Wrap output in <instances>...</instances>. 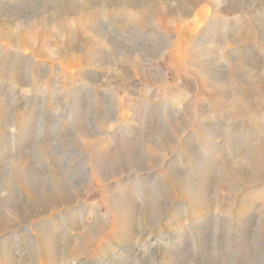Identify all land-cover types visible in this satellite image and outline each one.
Here are the masks:
<instances>
[{
  "label": "rangeland",
  "instance_id": "rangeland-1",
  "mask_svg": "<svg viewBox=\"0 0 264 264\" xmlns=\"http://www.w3.org/2000/svg\"><path fill=\"white\" fill-rule=\"evenodd\" d=\"M20 4L0 0V94L14 105L8 122L0 116V264H264V0H32L23 17L30 19L28 24L17 18ZM168 4L189 11L183 16L186 22L194 11L203 15L204 5L210 17L220 16L218 45L209 44L212 38L207 37L202 44L203 53L216 51L237 95L220 115L210 99L197 94L204 81L168 63L172 46L157 61L165 80H151L148 88L129 65L105 58L107 42L96 62L79 60L93 34L71 19L82 20L96 10L101 25L95 31L105 33L110 44L118 41L132 51L146 44L151 50L166 35L151 34L152 28H143L125 12L124 21L111 17L120 7L130 12ZM48 6L58 10L53 17H59L60 31L44 21ZM43 24L46 32L36 28ZM28 25L36 30L33 42L22 43ZM183 26L176 29L181 36L169 37L189 50L199 27L189 36ZM222 41L224 53L219 51ZM196 99L205 106L211 144H205L207 134L197 127L196 116L204 111L197 109ZM118 104L113 114L112 106ZM170 121L178 131H172ZM181 121L186 128H179ZM89 139L94 143L90 148L83 145ZM82 147L90 155L100 150L112 159L108 182L95 178L77 198L68 189L71 204H62L50 187V172L55 167L72 187L84 182L88 170ZM153 152L162 155L159 168L153 166ZM19 160L38 172L31 173L35 197L9 183ZM40 177L43 183L36 188ZM107 186L132 196L136 209L130 221L114 214L110 221L100 218L91 206L98 207L99 215L107 211ZM43 229L59 233L54 247Z\"/></svg>",
  "mask_w": 264,
  "mask_h": 264
},
{
  "label": "bare ground",
  "instance_id": "bare-ground-1",
  "mask_svg": "<svg viewBox=\"0 0 264 264\" xmlns=\"http://www.w3.org/2000/svg\"><path fill=\"white\" fill-rule=\"evenodd\" d=\"M31 3H32V0H21V4L19 6V9L16 10V13L18 12L17 18L19 20H23L24 19L23 17L28 16V13H29L28 8L31 6ZM201 9L203 10L202 12H205L203 15H201L200 13H197L196 11L193 10L194 12H192L193 13L192 17L187 22L183 16L188 14L189 11L183 12V10L181 8L178 10H175V8L172 7V4H168V5H165L164 7H158V8H152V7L151 8H145V9L139 8L136 10H132L130 12L124 11L125 9L123 7H120L119 9H117L118 11H116L117 12L116 15L115 16L113 15L114 19L111 17V19L113 21H115V19H117V18H119L120 21L126 20V18H125L126 15H124V12H125V14L130 15L129 18H131L132 20H134L137 23H139L140 25H142L143 28H146V29L149 27L152 28L153 32L151 34L158 33V36L166 35L165 41L162 44H158V46L156 48H152L151 50H149V49L145 48L146 44L145 45L142 44L141 48H143V49L141 51H139V50L132 51V49H130L129 47H127L126 45H124L123 43H120L118 41H112V44H110L111 42H109L110 40L105 33H100L98 31H95L97 25H99V23H100V21L98 19L99 14H98V12H96V10H94L93 13L89 12L88 14H85L82 20H77L76 18H73V19H71V22H73V24H75L77 22H81L84 25L86 24V26H88L89 31L93 34V36L90 37V39L88 38V40L85 42L86 45L84 47V51L81 52L82 54L79 57V60L83 59V60L87 61L89 58H91V60L93 62H96L95 61L96 59H98L99 57L102 58V56H103V47H101V45H103V43L107 42L109 45V49L105 54V58H107L108 61H111V62H113V64H117L120 67L124 66V65H129L128 70L133 73V76L135 78L141 79L144 82L145 87L148 88L147 84L151 83V80L154 83H157V81H160V80H165L166 74L163 71H161V69H159V67H158L159 65H157V61L160 60V58L168 52L167 51L168 47L172 46L173 49L170 52V55H169L170 58L168 59V63L172 64L174 62L173 68L175 71H180L184 68L186 70L187 74L194 76V77H196V76L200 77L201 80L204 81V84H203L202 88H200V87L197 88V90H196L197 94H199V96H201V98H203V99L204 98L210 99V101L213 103L212 108L215 109L216 112H218V115H220L222 109L225 108V105L229 104L230 107L233 106L232 102L236 100L237 95H236V92L232 88H230L227 84V80L223 74L222 68L217 63L216 51L212 52V51H209L206 49L205 52L203 53L204 46H202V44H203L204 38H206V37H207V39L212 38L211 42H208V43L212 44L214 46H216V44L218 45L219 38L216 37L215 32H216V30L218 32L220 31V22L221 21H220V16H218L217 18L216 17H210L208 15L209 10L206 9L205 5L202 6ZM12 10L14 11L13 7H11V9L9 8V10H8L9 14H11ZM44 13L49 15L47 20H46V18H44V21L48 22V24L47 23H45V24L53 26V30H55V31H60L61 29H63L62 23L59 22V17L58 16L53 17L54 14L58 13V10H56L55 7L48 6L47 9L44 10ZM18 19H16V20H18ZM105 19L107 20L108 18L105 17L104 20ZM29 21H30V19L23 20L22 22L24 24H28ZM107 21H105V22H107ZM68 23L70 24V22H68ZM34 24H35V26H38L39 20L37 19ZM45 24H43V26H44L43 28L36 27V28H38L37 30L42 29V30H44L43 32H46L47 27ZM147 24L149 26H146ZM100 25H101V23H100ZM221 25L227 26V24H225V23L224 24L222 23ZM179 26H183L184 30L186 32H188L189 36L192 35L194 27H196V26L199 27V30L197 32L198 33L197 40L190 46L189 50H186V45L182 46V41H179V42L176 41L175 42V41L170 40L169 36H171V35L175 36L176 38L181 36L180 31L176 30ZM27 28H28V30L26 31V34H23L19 38L20 39L19 41L22 43H27V41L33 42L32 36L36 33V30H34V31L31 30V28H33V25L25 26V29H27ZM118 30H120V29L117 28V31ZM115 33L117 34L116 31H115ZM164 33H166V34H164ZM209 33H211L210 36L208 35ZM3 35L4 34L0 33V38L3 37ZM117 35L120 37H123V35H121V34H117ZM142 36H143V33L140 34V37H142ZM150 38H151V41H154L153 35H151ZM207 39H206V41H207ZM238 39H240V37H236V40H238ZM0 44L3 45V42L0 41ZM40 47H43V43L40 44ZM200 48H201V50H199ZM39 49H41V48H39ZM223 50L226 51L225 41H222L220 43L219 51H221V53H224ZM200 52H201V54L199 56H196V54L200 53ZM167 54H169V53H167ZM197 57H200V59L198 60V64L196 62ZM153 61L155 63H152ZM213 69L217 73H215L213 71ZM44 72H42V74H41L42 79L45 78L47 71H46V73H44ZM120 73H121L122 78H125L127 76L126 73H124V69H122L120 71ZM47 74H49V73H47ZM14 75H16V70H14ZM217 77H219V78H217ZM57 80H59V79H57ZM56 83L57 82L55 81L53 84L56 85ZM58 87H55V89H59ZM168 92H169L170 98L175 97L174 91L168 90ZM127 93H129V91ZM13 95L14 94H12V98H13ZM10 100H11V98H10ZM196 102H197V109L200 111L201 110L204 111L200 115L196 116L197 117L196 124L198 123L197 127L201 132H205L207 134L206 137L203 138L205 144H211V142H212L211 141L212 140L211 135L213 132L211 131L212 128L210 126L206 125V122L208 121V117H207L205 106L202 102L199 103L197 99H196ZM0 103H2L1 108H0L1 109L0 110V116L3 119L2 122H8L9 121L10 108H12V112H13L14 105L12 104L13 106L10 107L9 103L6 102L5 95L3 98L1 96V94H0ZM10 103H12V102H10ZM171 105H172V107H175V103H171ZM16 107H17V105H16ZM115 107H119V104L112 106L113 114H115V112H116ZM15 114L16 113H14V115ZM14 115L12 114V116H14ZM1 118H0V120H1ZM200 121L204 125L200 124L199 123ZM169 125H170V128L172 129V131H178V129L176 128L175 123L173 121ZM8 127H9V124H8ZM183 127L186 128L187 126L184 125V123L181 121L179 128H183ZM161 137H163V136L161 135ZM153 142H155L156 149L160 150L158 142L155 140ZM87 144H89V145H87ZM91 144H94L91 139H89L88 143L87 142L83 143L84 146H86V147L89 146V148H90ZM82 155H83L82 156V158H83L82 163L85 162L86 168L88 171H87V174H85V176H84V182L76 184L77 187L76 186L74 187V184H73V187L70 186L71 184L68 185L65 182L66 180H64L62 178V176L64 174L62 173L63 175L61 176L59 173H57V171H55V169H54L55 167L50 172L49 179H48V180H50V184H51L50 187L52 189H54V191L56 193H58V198L60 200V203H62V204H67V205L71 204V202L68 201V200H70L68 198V196H69L68 195L69 191H67L68 189L71 190L70 195L74 194V197L77 198V197H80V194L82 195L85 192L89 191L90 186L92 184V180H94L95 178H99L101 183L103 182L104 184L106 182H108L107 181L108 179L106 177V173L110 169V166L112 164V159H111V161L110 160L108 161L107 158H104L103 152L100 150L98 151V154L90 155V153L86 152L83 148ZM161 156L162 155H160V157H159V155L157 153L156 154L154 153L152 161H153V166L155 168L160 167L159 165H161ZM16 164H17V165H15L16 170L13 172V175H10L9 183H13L12 184L13 186H14V184L22 185L23 188L26 189L27 192L32 197H35V195H36L35 182L31 177V173L38 174V172L36 170H34L33 168L29 167L30 163H27V161H25V160L24 161L19 160ZM52 165L54 166V162L52 163ZM133 165H134V163H133ZM13 166H14V164H13ZM58 167L62 168L60 166H58ZM25 169H27L26 172H25ZM131 169H133V168H131ZM134 170H137L135 165H134ZM11 171H10V173H11ZM28 172H30V173H28ZM130 173H133V170ZM46 176H47V174H46ZM113 176H114V174H113ZM42 183H43V181L40 177V179L36 183V188L39 184L42 185ZM44 187H45V185H44ZM112 187L107 186L106 187L107 189L104 191L106 193V196H107V207L105 208V209H107V211H105L99 215L98 207L93 203H91V206H94L93 208L98 213V216L100 218L102 215V218L105 216L110 221L111 218L113 217V214H114V216L116 215L119 219H124V220L130 221L131 216H133V211L136 209L135 202H134L132 196L128 193V191L123 190L119 193V192L114 191L112 189ZM48 192H49V190H48ZM40 194H42V193H40ZM42 195H44V194H42ZM45 195H47V193H45ZM47 198H49V197H47ZM50 200H52V199H50ZM0 207H1V205H0ZM77 208H78V206H77ZM82 209H81V211H82ZM68 212H70V211H68ZM119 212H122L120 217L118 216ZM3 213L5 215L6 213H8V211L3 210ZM82 216H83V214H82ZM198 232L200 234H202L203 229H199ZM57 234H59V233L57 232ZM57 234L56 233L53 234L51 232L44 230L43 236L47 239V242L49 244H52V247H54L58 243V235Z\"/></svg>",
  "mask_w": 264,
  "mask_h": 264
}]
</instances>
